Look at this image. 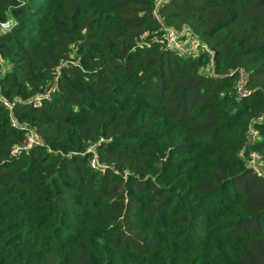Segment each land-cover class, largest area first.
I'll use <instances>...</instances> for the list:
<instances>
[{
	"label": "trees",
	"instance_id": "obj_1",
	"mask_svg": "<svg viewBox=\"0 0 264 264\" xmlns=\"http://www.w3.org/2000/svg\"><path fill=\"white\" fill-rule=\"evenodd\" d=\"M157 1L0 0V264H264V0Z\"/></svg>",
	"mask_w": 264,
	"mask_h": 264
},
{
	"label": "built area",
	"instance_id": "obj_2",
	"mask_svg": "<svg viewBox=\"0 0 264 264\" xmlns=\"http://www.w3.org/2000/svg\"><path fill=\"white\" fill-rule=\"evenodd\" d=\"M162 1H164V0H158L157 6ZM13 23H14L13 20L2 22V23H0V29L4 30V31L11 30L13 28V25H14ZM162 31H163V33L161 34V36L160 37H153L152 41L159 42L161 44V47L164 48V50L180 51V52H187L188 51L191 54H198L200 52L201 47L199 46L200 45L199 41L190 35L187 38H185L186 33L184 30H176L174 28L167 27L165 24H162ZM146 45H150V44L147 42ZM141 46H143V45H141ZM196 50H197V52H195ZM241 76L243 77L244 80L247 78V75L243 72H241ZM53 89H56V87H54ZM238 91H239V93L244 94L243 84L239 85ZM49 96H50L49 94H46V97H49ZM40 100H41L40 98H37V101H40ZM5 104L10 109H12L11 104H8V103H5ZM12 125L13 126H20L17 121L15 122L14 119L12 120ZM30 134L33 135L34 138L28 137V142L26 145L27 148H31L34 145L39 143V139L35 136V133L33 131H31ZM257 137H258V133L252 128L251 129V140H256ZM92 151H94V148H92ZM15 152H16V150H15ZM259 159H260V156L257 152H255V151L250 152L249 162L252 165V167L254 168V170L258 171V172L261 170V168L259 166ZM91 165L94 168L101 170L102 172H105V166L99 162L96 155L93 158V160L91 161Z\"/></svg>",
	"mask_w": 264,
	"mask_h": 264
},
{
	"label": "rangeland",
	"instance_id": "obj_3",
	"mask_svg": "<svg viewBox=\"0 0 264 264\" xmlns=\"http://www.w3.org/2000/svg\"><path fill=\"white\" fill-rule=\"evenodd\" d=\"M192 49H193V48H192ZM193 50H194V49H193ZM193 52H194V51H193ZM195 52H197V50H196ZM15 122H16V121H15ZM29 137L34 138L33 135H31V134L29 135Z\"/></svg>",
	"mask_w": 264,
	"mask_h": 264
}]
</instances>
